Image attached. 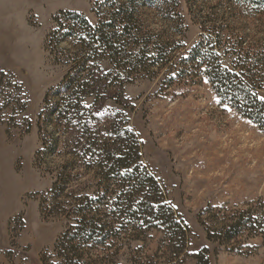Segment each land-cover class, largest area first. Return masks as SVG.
I'll list each match as a JSON object with an SVG mask.
<instances>
[{"label": "trees", "instance_id": "16d2710c", "mask_svg": "<svg viewBox=\"0 0 264 264\" xmlns=\"http://www.w3.org/2000/svg\"><path fill=\"white\" fill-rule=\"evenodd\" d=\"M151 2L99 1L92 11L96 23L73 11H61L53 18L47 46L58 49L67 44L62 57L70 69L45 94L37 116L42 145L34 164L40 169L50 158H63L56 169L45 167L50 174L56 172L54 183L49 191L36 195L41 218L63 221L65 226L52 251L41 253L42 264H121L123 250L147 243L153 232L161 235L157 252L145 259L136 257L135 264H173L188 246V225L168 202L161 181L142 163L138 137L127 127V107L115 111V121L105 133L95 128L92 107L104 99L108 88L121 87L173 58V72L163 85H196L203 80L220 104L264 131V33L260 30L264 0H230L234 6L247 3L257 10L249 11L246 18L259 22L262 37L252 39L246 33L249 29L234 27L241 18L238 11H211L198 14L199 19L192 14L200 29L197 42L189 48L183 43L187 29L180 11H173V22L182 38L165 43L150 35L140 10ZM174 4L179 7L178 0ZM114 7L116 11H109ZM89 100L93 105H88ZM26 106L22 84L0 71V120L9 112L7 130L18 128ZM22 120L29 132L30 123ZM247 206L231 215L225 211L215 230L203 223L208 241L229 245L245 234L264 240V199ZM193 258L196 264H210L207 248Z\"/></svg>", "mask_w": 264, "mask_h": 264}, {"label": "rangeland", "instance_id": "374dc122", "mask_svg": "<svg viewBox=\"0 0 264 264\" xmlns=\"http://www.w3.org/2000/svg\"><path fill=\"white\" fill-rule=\"evenodd\" d=\"M99 1L103 0H0V71L14 75L27 99L18 128L7 130L9 112L0 120V264H42L41 253L52 251L64 229L63 221L41 218L36 195L46 193L54 183L56 172L50 174L45 167L51 171L63 163V158L55 157L46 160L43 168L35 166V153L42 145L37 116L46 92L59 85L70 69L62 57L69 46L50 48L46 38L61 11L82 13L96 23L92 11ZM151 1L140 11L145 28L158 42L182 38L177 36L173 11L182 15L187 29L183 43L188 48L197 42L200 29L192 14L199 19L198 14L211 11H238L241 18L234 27L249 29L246 33L252 39L262 37L259 22L246 18L249 11H257L247 3L178 0L175 7L174 0ZM172 72L173 58L121 87L108 88L99 103L89 100L97 118L93 124L105 133L115 121V111L127 107V127L138 137L143 165L161 181L168 202L190 229L186 251L173 264H196L193 255L203 248L209 250L210 264H264L261 237L245 234L220 245L208 241L203 226L215 230L225 211L231 215L264 199V131L220 104L203 80L196 85H163ZM22 119L30 123L29 132ZM160 240L161 235L153 232L147 243L123 250L120 263L135 264L136 257L154 256Z\"/></svg>", "mask_w": 264, "mask_h": 264}]
</instances>
